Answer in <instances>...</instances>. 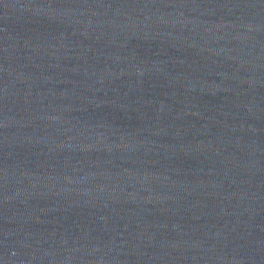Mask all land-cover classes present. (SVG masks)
Here are the masks:
<instances>
[{"label":"water","instance_id":"1","mask_svg":"<svg viewBox=\"0 0 264 264\" xmlns=\"http://www.w3.org/2000/svg\"><path fill=\"white\" fill-rule=\"evenodd\" d=\"M0 264H264V0H0Z\"/></svg>","mask_w":264,"mask_h":264}]
</instances>
